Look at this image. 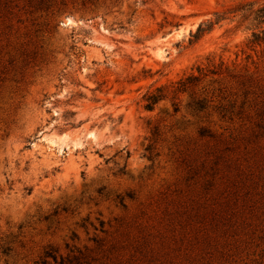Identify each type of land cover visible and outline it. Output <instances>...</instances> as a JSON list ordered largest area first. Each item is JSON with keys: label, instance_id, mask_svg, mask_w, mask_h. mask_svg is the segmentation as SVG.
<instances>
[{"label": "rangeland", "instance_id": "1", "mask_svg": "<svg viewBox=\"0 0 264 264\" xmlns=\"http://www.w3.org/2000/svg\"><path fill=\"white\" fill-rule=\"evenodd\" d=\"M241 1L264 2L0 0L11 260L68 243L89 264H264V43L229 19L191 35Z\"/></svg>", "mask_w": 264, "mask_h": 264}, {"label": "trees", "instance_id": "2", "mask_svg": "<svg viewBox=\"0 0 264 264\" xmlns=\"http://www.w3.org/2000/svg\"><path fill=\"white\" fill-rule=\"evenodd\" d=\"M229 15V17L227 16ZM229 19L235 20L234 28H239L241 25L246 24L245 28L251 30L250 38H248V43L250 47L260 46L264 43V2L255 4L254 2H238L231 7H229L223 13H214V19L208 20L206 22H201L194 34H191L194 39L199 38L204 32L211 30L212 26L221 20ZM248 57V56H247ZM208 59V58H207ZM207 66L200 67L197 66L198 74H189L185 78H181L175 83L173 93L185 91L189 85L197 82L201 75L206 73H215L216 68L214 67L212 60H208ZM221 65L223 62L220 63ZM164 96L163 89L157 88L155 92L150 93L146 96L145 108L152 109L154 104ZM196 111L203 110L205 108V103L202 100L193 101ZM204 133V131H203ZM23 225L17 227L18 231L21 230ZM17 235L14 236V238ZM75 232L72 233V239L76 238ZM15 240L9 241L7 234L0 231V264H19L11 260V253L15 252L14 248ZM19 246H23L20 243ZM66 253H61L59 250L48 245L45 247L38 259L33 260L30 264H89V255L86 252V248L65 244ZM25 264V263H24ZM28 264V263H26Z\"/></svg>", "mask_w": 264, "mask_h": 264}]
</instances>
